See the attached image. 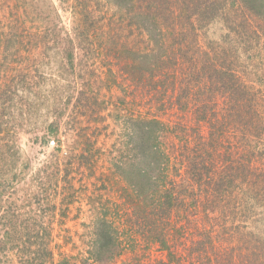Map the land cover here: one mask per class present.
Instances as JSON below:
<instances>
[{"label": "trees", "instance_id": "trees-1", "mask_svg": "<svg viewBox=\"0 0 264 264\" xmlns=\"http://www.w3.org/2000/svg\"><path fill=\"white\" fill-rule=\"evenodd\" d=\"M58 2L75 17L73 32L61 34L57 26H51L45 32L46 43L41 51L39 40L43 37L29 35L23 22L14 31L0 32V229H5L0 240V264H59L52 248L56 243L54 220L59 212L61 217L67 216L70 204L78 202L75 192L82 191L83 186L75 184L84 182L86 170L87 175L95 172L103 156V148H97L98 134L92 132L90 137H82L84 126L76 127L79 118L89 113L85 112L84 103L75 99L78 106L68 118L73 126H70L67 161L62 166L53 157L41 169L44 176L38 187L31 186L35 188L33 199L26 195L18 206L19 200L12 192L18 181L16 135L20 119L14 115L22 113V107H16L20 103L18 92L25 89L34 95L35 80L46 76L37 66L43 62L48 43L53 41L58 46L59 37L68 40L64 58L72 70L75 49L81 52L80 60L86 57L88 62L89 54H98L101 48L116 52V65L109 63L108 74L113 75L116 66L119 81L140 84L138 91L130 95L141 100L134 110L141 113L139 117L146 113L154 116L156 112L168 115L171 109L180 119L173 123L161 122L157 128L154 127L156 119L150 122L139 117L132 119L141 129L138 139L141 146L135 156L150 166L147 170L153 176L159 174L160 182L151 178L148 184L157 185L149 190L144 187H133V190L137 197L154 195L155 205L140 200L139 208L131 212L137 220L127 227L116 225L108 215L109 210L101 215L94 213L92 258L99 255V245L105 243L104 255L110 247L116 250V257L120 256L121 248L126 251L130 258L125 264H145L156 246L157 251L168 253L149 264H264V209L258 211V205L264 204V81L257 84L260 79L252 81L245 77L238 53L229 44L225 47L212 42L203 46L199 41L207 24L223 17L228 20L227 31L258 45L262 57L264 0ZM108 2L114 11L111 16L105 15L102 8ZM149 22L161 33V41L133 52L128 47L127 29L134 32L145 28L149 32ZM145 36L151 37L149 33ZM132 39L139 41L137 37ZM8 70L14 76L9 77ZM89 72L95 74L92 69ZM102 85L104 81L99 76L89 88L98 90ZM77 94L85 95L83 87ZM92 96L94 107L89 112L99 115L98 108L102 109L99 95L94 91ZM63 118L60 113L56 116L47 127L49 134L59 136ZM241 192L246 200L234 203L233 207L231 200H239L237 196ZM191 208H196V220L212 221V224L220 214L239 215L246 222L242 226L246 228H243L245 233H228L218 224L224 233L211 226L193 229L184 221L191 222ZM252 215L259 218V227L247 225ZM119 218L123 220L121 215ZM242 227L233 226L230 230L239 231ZM225 235L230 236L233 245L227 243ZM182 236L186 242L190 241L189 246L178 243L176 238ZM178 247L185 254L180 255ZM106 258L113 262L115 256Z\"/></svg>", "mask_w": 264, "mask_h": 264}, {"label": "rangeland", "instance_id": "rangeland-1", "mask_svg": "<svg viewBox=\"0 0 264 264\" xmlns=\"http://www.w3.org/2000/svg\"><path fill=\"white\" fill-rule=\"evenodd\" d=\"M102 1L104 2V0ZM229 3L231 5V2ZM105 5L107 7H102L105 15L107 13L111 16L114 11L111 10L110 3H105ZM231 7L233 8L232 5ZM22 22L26 26L29 35L34 36L37 34L39 38L43 37L39 40V50L41 51V48L46 43V30H49L51 26H57L61 34L65 31L71 32L74 27L75 17L70 11L63 10L58 0H0V32H9L11 29L14 31V27L17 28ZM115 23L117 25V21ZM2 25L4 27L1 30ZM207 25L200 33L199 41L201 45L208 46L212 42H219L227 47L229 44L238 53L241 61V71L247 75L245 77L252 81L260 79L256 82L257 84L264 81V49L262 51L263 56L260 57V47L248 43L244 37L229 33L226 26L228 25V20L223 17ZM147 27L149 32L145 28L143 31L135 29L134 32L132 29H127L126 35H129L127 36L128 47L133 52H139L138 50L149 43L154 45L157 40L161 41V33L154 28L153 23L149 22ZM28 28L32 29L29 30ZM262 29L264 30V28ZM146 33L147 35L149 33L151 37L145 36ZM70 36H72V33ZM63 37H66L65 33ZM134 37H137L139 41L132 39ZM67 41L59 37L60 43L58 46L53 41L48 43L46 55L42 58L43 62L37 66L42 74L46 76L41 75L42 78L39 77L35 80L37 88H35V93L31 91L34 95L31 96L27 90L21 88L18 92L20 103L17 102L16 107H22V113H14L20 119L19 124H17L19 130L16 135L18 146V149L16 147V152L19 156V161L16 164L18 181L14 184L12 192L14 197L19 200L18 206H21L26 195L33 199L35 188L31 186L36 185L38 187L39 180L44 176L41 173V169L50 164L53 161V157L54 161L59 159L62 162V166L67 161V144L72 135L70 126H73V123H68V118L78 106L75 103V99H78L77 101L84 103V107L88 108H85V112L89 113V116L79 118L76 127L80 129L84 126L81 132L82 137H90L92 132H94V135L98 134L100 138L97 148H103V156L96 171L87 175L86 170L83 174L85 176L84 182L81 181L75 184L76 187L83 186V188L82 191L75 192V196L79 197V199H76L78 202L75 204H70L67 216L61 217V212L57 213L58 215L54 220L56 243L53 244L56 248L52 246L55 252V259L57 261L60 260L59 264H125L130 258V256L126 255V251L121 248L118 251L120 256L116 257V250L110 247L108 253L104 255L103 253L106 251L105 243L99 245V255L95 254V259L92 258L91 252L95 248L94 235L92 233L93 215L94 213H100L101 215L109 210L108 215L111 216L116 225L120 224L127 227L131 222L137 220L131 212H134V208H139L140 200H143V203H145V200L146 204L155 205L152 202L155 199L154 195L151 198L137 197L133 190V187H144L149 190L157 183L160 184L158 181L159 174L156 173L153 176L148 171L150 166L144 165L135 156L136 153H139L141 146L138 141L141 129L132 119L141 115L139 112L134 113L136 104L141 100L135 99L130 95L132 92L138 91L140 84H136L137 82L134 83L132 80L129 84L119 81L116 76V66L113 67V75H109L108 65L109 63L116 65V52L109 53L102 48L98 54H89V62L86 57L81 61V52L75 49L74 69H70L64 58L65 50L69 47ZM85 63L90 66H85ZM90 69L94 70L95 74H90ZM8 71L9 77L14 76L12 70ZM256 74L258 75L256 76ZM99 76L102 77L104 85L100 86L98 90L94 87L89 88V85L93 84ZM81 87L85 91L83 96L77 94ZM94 91L99 95L98 103L101 104L99 106H102V109L98 108L99 115H93L89 112V108L94 107V96H92ZM31 102L35 103L32 105L33 107L25 105ZM59 113L64 118L59 125V136H53L48 133L47 127L56 120V116ZM93 117L94 119L92 120ZM139 118L145 122L156 119L154 124L156 128L161 122L173 123L175 119H179L171 109L168 115L156 112V115L153 116L146 113ZM89 121L90 123L87 124ZM95 127L97 129L93 130ZM60 145L63 146L60 147ZM141 170L144 172L141 173ZM151 178H154L157 182L154 186L151 183L148 184ZM28 185L30 186L27 187ZM67 187L68 185L66 184V189ZM150 193L152 192L150 191ZM237 197H240L239 200H231L233 207L234 203L240 204L246 200L243 198L242 192ZM189 202L190 200L187 201V203ZM258 206H260L258 211L262 212L264 204ZM189 211L191 222L184 221L193 229H203L211 226L216 228L219 233H224L217 226L218 224L226 228L228 233H245L244 230L246 228L242 226L246 222L241 221L239 215L226 216L220 214L212 224V221L207 223L196 220L198 217V214H195L196 208H191ZM119 215H121L123 220L118 219ZM227 222L228 225L226 226ZM248 223H251L253 227H259V218L256 215H252L247 225ZM233 226L242 227V229L232 232L230 228ZM0 231L1 240L5 229H0ZM183 237L176 238L178 243L189 246L190 241L186 242ZM224 238L227 243L229 242V245H233L230 236L227 237L225 235ZM58 245L60 248H58ZM91 247L93 248L91 249ZM156 247L151 252L150 260L145 262V264L153 263L157 257L166 256L168 253L167 251L159 252L157 251L159 247ZM178 252L180 255L185 254V250L182 247H178ZM62 254L64 255L63 257H61ZM113 256H115L113 262L106 258Z\"/></svg>", "mask_w": 264, "mask_h": 264}]
</instances>
